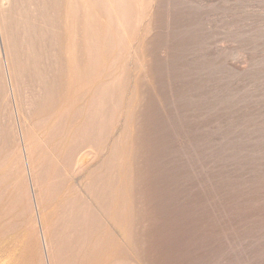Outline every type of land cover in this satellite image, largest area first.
<instances>
[{
	"label": "rangeland",
	"instance_id": "1",
	"mask_svg": "<svg viewBox=\"0 0 264 264\" xmlns=\"http://www.w3.org/2000/svg\"><path fill=\"white\" fill-rule=\"evenodd\" d=\"M57 3L0 0V256L264 264V0Z\"/></svg>",
	"mask_w": 264,
	"mask_h": 264
},
{
	"label": "bare ground",
	"instance_id": "2",
	"mask_svg": "<svg viewBox=\"0 0 264 264\" xmlns=\"http://www.w3.org/2000/svg\"><path fill=\"white\" fill-rule=\"evenodd\" d=\"M83 1V0H82ZM86 1H88L83 7H82V5H81V3H79L80 1H77V2H75L74 0H67L66 2H65V4L63 3V2H61L63 5H61L60 4V1L58 0V2L59 3H57V6H58V9L60 10V11H63V12H65L66 13V18H67V20H68V15L69 14H71V13H73L72 12V10H79V9H83V12L85 13V15H91V13H90V10H91V8H92V0H86ZM99 1V0H98ZM105 1V0H104ZM94 2V1H93ZM95 2H97V1H95ZM100 3V2H99ZM118 3V2H117ZM84 4V3H83ZM96 4V3H95ZM94 5V4H93ZM98 5V4H97ZM121 6V5H120ZM115 7V6H114ZM95 9V8H94ZM106 9V8H105ZM103 10V9H102ZM98 13H100V12H98ZM97 14V13H96ZM101 14H103L102 12H101ZM100 15V14H99ZM99 17V16H98ZM100 18V20H101V16L99 17ZM124 20V19H123ZM153 20V19H152ZM94 21V20H93ZM67 24V23H66ZM76 24V23H75ZM90 24H91V22H90ZM94 25V24H93ZM98 27V26H97ZM100 27V26H99ZM70 28H72L71 26H70ZM69 27H68V31H69V29H70ZM66 29V28H65ZM73 29V28H72ZM95 29H96V27H95ZM99 30V29H98ZM67 31V30H66ZM100 31V30H99ZM70 32V31H69ZM75 34V33H74ZM100 34V33H99ZM98 36V35H97ZM114 36V35H113ZM68 37V36H67ZM75 38H76V36H74ZM53 38V37H52ZM34 39V38H33ZM72 40H73V38H72ZM70 41H71V39H70ZM73 41H75V39L73 40ZM79 41V40H78ZM50 42H51V40H50ZM69 42V41H68ZM70 43H73V42H70ZM77 44V43H76ZM60 45H62V44H60ZM74 45V44H73ZM52 47V46H51ZM68 47V46H67ZM82 47V46H81ZM87 47V46H86ZM49 48V47H48ZM71 48V47H70ZM92 49V48H91ZM66 51V50H65ZM73 51V50H72ZM75 51V50H74ZM74 51H73V53H74ZM68 52V51H67ZM20 53V52H19ZM66 53V52H65ZM48 54H49V52H48ZM70 54H71V51H70ZM66 55H68V54H66ZM75 55V54H74ZM140 55V54H139ZM52 56V55H51ZM120 56V55H119ZM36 58H37V56H35ZM70 57L72 58L73 56H71L70 55ZM69 57V58H70ZM144 57V56H143ZM67 58V57H66ZM68 59V58H67ZM74 59H75V56H74ZM34 60H36L35 58H34ZM69 60V59H68ZM86 60V59H85ZM73 59H72V61H71V64L73 65ZM36 63V62H35ZM115 63V62H114ZM72 67H74V66H72ZM88 67H89V65H88ZM87 67V68H88ZM86 68V69H87ZM75 69V68H74ZM75 70H77V69H75ZM71 71V70H70ZM54 72V71H53ZM79 72H80V70H79ZM73 73V72H72ZM73 75V74H72ZM80 76V75H79ZM79 76H78V78H79ZM86 76H87V74H86ZM86 78V77H85ZM83 79H84V77H83ZM89 79V78H88ZM118 79V78H117ZM86 80V79H85ZM95 80V79H94ZM119 80V79H118ZM73 82H75V81H73ZM72 82V83H73ZM78 82H80V80L78 81ZM84 82V81H83ZM82 82V83H83ZM76 83H77V81H76ZM76 83H75V85H76ZM82 83L79 85L78 83V86H81L82 85ZM90 83L91 82H89V80L88 81H85L84 82V84L82 85V87L80 88V89H83V88H85V87H87L88 85H90ZM92 84V83H91ZM57 85V84H56ZM97 85V84H96ZM100 85V86H99ZM98 86H97V92H96V101L98 100V99H100L101 98V100H103L102 99V96H104L103 94H104V92H105V85L104 84H99ZM79 88V87H78ZM70 89V88H69ZM71 89H72V87H71ZM77 89V88H76ZM86 89V88H85ZM78 90V89H77ZM90 90H91V88H90ZM89 90V91H90ZM71 91V90H70ZM74 91H75V89H74ZM84 91V90H83ZM92 92H94V91H92ZM74 93V92H73ZM66 94H68V91H67V93ZM72 94V93H71ZM84 95H85V93H84ZM84 95H82V96H79V97H77V98H79V100L84 96ZM71 97V96H70ZM72 97H73V95H72ZM75 97V96H74ZM69 99H66V98H64L63 100H60V105L59 106H62L63 105V103L65 104L66 103V101H68ZM71 101H73V103L76 101L77 102V100L78 99H75V98H71L70 99ZM100 101V100H99ZM55 106H57V105H55ZM115 107V106H114ZM92 108V103H91V106H90V109ZM95 108V107H94ZM89 109V108H88ZM107 109V108H106ZM80 114V113H79ZM78 114V115H79ZM96 114V113H95ZM108 116V115H107ZM87 119V118H86ZM94 119H96L92 114H91V112H90V114L88 115V123H90V121H91V123L93 122L92 120H94ZM105 119V118H104ZM100 121V120H99ZM101 123V122H100ZM103 125V124H102ZM136 125V124H135ZM107 126V125H106ZM86 138V137H85ZM91 140V139H90ZM84 141H87L86 139L84 140ZM87 144H89L90 145V141H88V143ZM85 146V145H84ZM79 147V146H78ZM90 149V148H89ZM92 150V149H91ZM73 149H72V151L70 152V154H72L73 153ZM74 153H76V152H74ZM78 154V153H77ZM80 155V154H79ZM86 154H81L80 155V158L79 159H84V158H86ZM81 161V160H80ZM82 162V161H81ZM80 162V163H81ZM89 162V161H88ZM82 168V167H81ZM100 189V188H99ZM7 213V212H6ZM2 218V217H1ZM6 218V217H5ZM2 227V226H1ZM2 229V228H1ZM0 229V230H1ZM3 232V230L2 231H0V237H2L1 236V233ZM69 237V236H68ZM3 238H5V237H3ZM7 239V238H6ZM69 240V239H68ZM75 247V246H74ZM77 251V250H76ZM19 256V255H18ZM10 258H11V260L10 259H6L5 257H3V256H0V264H12V258L13 257H11L10 256Z\"/></svg>",
	"mask_w": 264,
	"mask_h": 264
}]
</instances>
